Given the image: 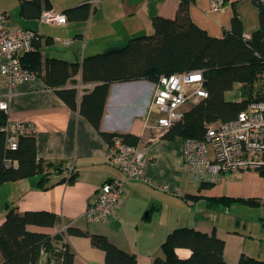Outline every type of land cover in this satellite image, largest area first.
<instances>
[{
  "label": "crops",
  "instance_id": "obj_1",
  "mask_svg": "<svg viewBox=\"0 0 264 264\" xmlns=\"http://www.w3.org/2000/svg\"><path fill=\"white\" fill-rule=\"evenodd\" d=\"M214 1L217 0H195L189 8L192 22L208 36L222 38L231 30L235 13L242 21L244 38L249 39L258 29L257 9L250 0H221L217 10L212 8ZM20 3L21 0H0V16L9 29L34 31L33 50L29 53L38 52L45 64L51 59L81 63L86 57L119 49L133 38L149 36L153 33L152 19H174L180 0H47L41 14L46 10L64 14L67 9L89 6L87 20L66 17L67 24L63 26L41 24L40 16L24 18ZM29 53L20 55V64L35 75V80L8 87L0 76V103L7 105L6 121L34 125L36 133L28 137L35 138L37 159L51 167L27 179L0 185V224L6 206L15 208L20 215L49 213L56 218L53 227L31 225L28 230L53 237L74 227L102 235L134 256L137 264H152L154 259L162 258L161 246L167 236L187 228L213 233L223 240L227 264H238L241 255L264 261V218L258 223L257 233L231 229L227 219L234 210L249 211L264 205V177L257 170L219 175L208 182L194 177L184 163L183 140H165L162 136L167 132L161 134L156 128L159 115L149 107L155 83L147 80L109 86L97 131L43 82L44 70L38 74L26 66L28 59L24 61V56ZM66 87L77 89L81 96L92 90L93 84L83 85L76 75ZM227 93L225 99L234 101L227 98ZM192 105L195 104H186L183 112ZM100 132L138 138V143L131 146L144 153L142 174L149 182H128L109 221L89 223L85 211L98 189L108 181L123 179L107 159L110 144ZM71 177L74 180L68 183ZM62 245L74 254L72 264H106L105 253L94 248L88 238L63 235L61 241L52 243L56 248ZM176 254L187 258L191 252L177 249ZM49 256L42 251L38 264H48Z\"/></svg>",
  "mask_w": 264,
  "mask_h": 264
},
{
  "label": "trees",
  "instance_id": "obj_2",
  "mask_svg": "<svg viewBox=\"0 0 264 264\" xmlns=\"http://www.w3.org/2000/svg\"><path fill=\"white\" fill-rule=\"evenodd\" d=\"M250 1L257 9L259 27L249 39L243 36V24L237 13L231 20V30L222 38L208 36L190 18L189 8L195 0H180L174 19L154 17L151 35L133 38L119 49L86 57L81 63L51 59L42 64L38 52L25 55L24 61L27 58L26 66L38 74L44 70L43 82L97 131H100L112 83L137 80L157 83L163 75L201 70L208 97L192 105L184 112L183 118L162 136L168 141H200L210 124L232 121L250 102L264 100V0ZM43 3L47 4V0H21V16L39 17ZM64 14L72 21H85L90 8L84 4L67 9ZM76 75L80 76L83 85L93 84L92 90L79 96L77 89L66 87L70 78ZM235 85L241 86V100L227 101L225 94ZM5 123L4 112L0 110V185L27 179L51 167L37 159L34 137H21L17 149L8 150L2 132ZM100 135L108 144L114 138L127 145L138 143V138L133 135L103 132ZM14 162L17 166H13ZM258 172L264 177V169ZM73 180L71 177L68 183ZM5 211L0 224V264H38L42 251L50 254L48 264H72L74 254L67 245L52 246L53 242L61 241L63 235L88 238L94 248L105 253L106 264H137L134 256L118 249L102 235L74 227H67L65 233L53 237L28 230L31 225L53 227L56 218L52 214L25 212L20 215L9 206ZM224 247V241L213 233L208 235L187 228L177 229L163 242V257L154 259L152 264H227L223 257ZM177 249H187L191 254L180 258L176 254ZM238 264H264V261L241 255Z\"/></svg>",
  "mask_w": 264,
  "mask_h": 264
},
{
  "label": "built area",
  "instance_id": "obj_3",
  "mask_svg": "<svg viewBox=\"0 0 264 264\" xmlns=\"http://www.w3.org/2000/svg\"><path fill=\"white\" fill-rule=\"evenodd\" d=\"M220 5L221 0L214 1L212 8L217 10ZM38 21L58 26L67 24L66 16L54 10L44 11ZM34 39V31L9 29L0 16V76L6 86L35 80V75L25 69L19 59L21 54L33 50ZM207 97L201 70L160 76L149 104L159 115L157 130L166 133L183 118L186 104H196ZM0 110L6 112L7 105L0 103ZM2 132L8 150L14 151L19 138L34 136L36 129L31 123L7 120ZM183 158L194 177L206 182L214 181L219 175L264 169V100L250 102L232 121L207 126L203 140H183ZM107 159L117 167L123 179L108 181L98 189L85 211L89 223L109 221L128 182H149L142 174L144 153L137 146L114 138L108 147Z\"/></svg>",
  "mask_w": 264,
  "mask_h": 264
},
{
  "label": "rangeland",
  "instance_id": "obj_4",
  "mask_svg": "<svg viewBox=\"0 0 264 264\" xmlns=\"http://www.w3.org/2000/svg\"><path fill=\"white\" fill-rule=\"evenodd\" d=\"M9 2V0H7ZM241 86L236 85L232 91L227 93V98L232 100L241 99ZM225 217V216H224ZM264 218V205L258 206L256 209L246 210H237L230 213L227 219L231 221V229L238 227L241 232L246 233L250 230L253 233H257L256 229L258 228V223L260 224V219ZM241 224L236 226V224ZM244 224L247 226L245 227ZM243 232V233H244ZM257 237V236H256Z\"/></svg>",
  "mask_w": 264,
  "mask_h": 264
}]
</instances>
